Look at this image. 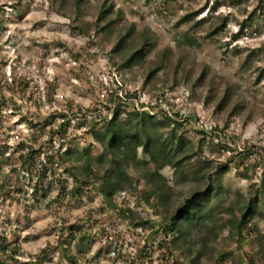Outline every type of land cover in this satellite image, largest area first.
Segmentation results:
<instances>
[{
	"label": "rangeland",
	"instance_id": "obj_1",
	"mask_svg": "<svg viewBox=\"0 0 264 264\" xmlns=\"http://www.w3.org/2000/svg\"><path fill=\"white\" fill-rule=\"evenodd\" d=\"M75 1L0 0V264H73L70 256L78 264H191L199 253V264H264V0H85L80 20L88 25L104 1L122 11L103 45L73 26ZM130 23L149 26L158 43L136 75L118 77L138 91L141 110H152L151 134L171 132L163 110L181 123L176 167L161 142L123 146L127 165L107 145L116 86L108 53ZM164 48L169 68L145 86ZM225 92L232 101L218 109ZM59 146V160L40 175L39 159ZM23 148L39 149L31 170L18 159ZM88 161L96 183L78 196L63 192L61 179L68 190L77 184L67 168L85 175ZM110 172L116 180L127 172L132 183L113 205L99 192ZM210 185L213 218L184 227L189 249L178 247L166 222ZM252 199L258 211L240 236L235 222Z\"/></svg>",
	"mask_w": 264,
	"mask_h": 264
},
{
	"label": "trees",
	"instance_id": "obj_2",
	"mask_svg": "<svg viewBox=\"0 0 264 264\" xmlns=\"http://www.w3.org/2000/svg\"><path fill=\"white\" fill-rule=\"evenodd\" d=\"M85 0H76V13L74 17L73 26L83 34L88 36H94V34L99 35V39L97 43L106 44L111 41V36L113 32L111 31L112 25L121 18L122 11H114L113 4H109L108 1H104L98 8V17L95 25H88L83 20H80L81 15H84L83 4ZM191 15H187L184 19H189ZM225 19H223L224 21ZM222 25L216 26V31L222 29L225 26V23ZM238 34H235L237 37ZM97 41V40H96ZM158 43L156 32H154L149 26L144 25L142 29L137 30L134 23L128 24L125 28H123L120 32H118L114 39L111 42V49L109 51V60L112 64L113 70L117 75L123 76L124 73L129 75H136L138 73V68L145 62L146 55L156 47ZM171 51L169 48H164L160 54V60L157 61L156 64L148 68L144 73V85L149 86L156 76L160 73L165 72L168 67V61L171 63ZM173 64V63H172ZM175 66V65H174ZM206 69V68H205ZM133 73V74H132ZM207 70H204L201 73L202 76H207ZM127 81V80H126ZM126 81L123 80L127 91L124 96H120L118 94L120 90V86L117 85L113 90L115 93V99L113 100L114 107L108 106L107 109L109 112H112L111 118L105 120L108 135L107 145L114 153L115 157H120V161L127 165L129 164V159L121 153V148L125 145H133L135 147H142L144 149H148L151 147L153 143L161 142L163 145L167 146V161L171 166L180 165L183 161H175L176 153L182 147L181 143V135L177 134L175 131L176 126H180L181 123L174 118L172 115L168 113L167 110H163V115L165 116L164 120L161 122L162 125H167V127H171L169 135L164 136V134L153 135L147 128V124L154 118V114L152 110H141L139 104H136V98L139 97L137 90H129L126 86ZM230 93L225 92L222 100H220L218 109H221L227 102L230 100ZM158 100L152 108L157 109L160 107V103ZM144 107L145 103L141 104ZM61 115V114H60ZM66 115L62 114L61 118H64ZM176 117H180L179 112H175ZM55 119H58L55 115ZM68 122L61 124V130L65 132L64 126L67 125ZM84 123V122H83ZM66 133V132H65ZM24 147V146H23ZM60 147L47 153V161L48 163L54 165L56 163V158L59 156ZM38 150L31 148L28 151H25L23 148L22 152H19L18 159L21 161L26 170H31L34 167L35 158ZM70 149L65 153H70ZM3 155H6L5 151ZM2 155V156H3ZM88 151L83 156H87ZM155 154L151 156L154 157ZM103 154L96 156V160L101 163L103 162ZM10 156H7L9 159ZM59 160V158H58ZM136 166L146 165V161H139L137 159L132 160ZM3 163V162H2ZM0 163V165H2ZM42 170V169H40ZM74 167L67 168V171H71L72 175L76 178L77 184L73 186L71 190H68L65 185L66 181L61 179V190L63 192H70L74 196L81 195L82 192L87 189L89 185L95 184L96 179L98 177V173L93 169L92 164L88 161L84 166L85 175L78 174L74 172ZM53 171V170H52ZM46 166L43 168V171L40 175H45ZM82 175V176H81ZM144 178H149L148 175H144ZM153 181V180H152ZM150 183V182H149ZM132 183L131 178L127 172L124 173L123 180H116L115 176L110 173H106L103 177V182L99 187V192L105 197L107 204L113 205L114 196L120 192L128 189ZM153 184V183H152ZM42 193L40 196H47L48 192L45 188H41ZM154 189L151 186V190ZM201 191V192H200ZM196 193L192 194L184 204H182L168 219L166 222V231H171L173 235H175L176 240L174 242H178V247H181L185 250L189 248H185L181 241L183 239L182 233L184 231V227L189 226L191 228H195L198 224L206 221L207 219H212V215H210L206 210V205L210 202V198L212 196V192L215 189L210 185L205 190H200ZM36 196H39L38 192H33ZM39 196V197H40ZM130 211H132L130 209ZM242 215L240 220L235 222V226L237 228L238 234L242 236L245 230L248 228L250 223L252 222L254 216L258 211V205L254 202V200H250L242 209ZM125 210L121 208L120 213H124ZM143 222L137 223V225H143ZM84 238V236H82ZM176 242V243H177ZM182 245V246H181ZM172 252L167 253V258L172 257ZM191 257V264H199V260L202 255L199 253L196 257ZM70 260L73 264H78L76 258L70 256Z\"/></svg>",
	"mask_w": 264,
	"mask_h": 264
},
{
	"label": "built area",
	"instance_id": "obj_3",
	"mask_svg": "<svg viewBox=\"0 0 264 264\" xmlns=\"http://www.w3.org/2000/svg\"><path fill=\"white\" fill-rule=\"evenodd\" d=\"M115 82L117 83V85H119L120 86V90H119V92H118V94L120 95V96H124V94H125V92L127 91V89H126V87H125V85H124V83H123V81L121 80V79H119V77H118V75L117 74H115ZM102 113V112H101ZM100 113V115H102ZM63 140H64V138H60V142H63ZM39 166H40V169H42L43 167H45L46 166V172H48V170H50V169H48V161H47V156H46V154L45 155H43V157H41L40 159H39ZM51 172H52V170H51Z\"/></svg>",
	"mask_w": 264,
	"mask_h": 264
}]
</instances>
